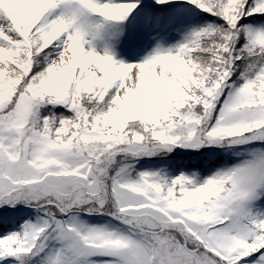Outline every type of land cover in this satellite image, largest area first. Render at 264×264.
Here are the masks:
<instances>
[{
  "label": "snow or ice",
  "instance_id": "6c2138e0",
  "mask_svg": "<svg viewBox=\"0 0 264 264\" xmlns=\"http://www.w3.org/2000/svg\"><path fill=\"white\" fill-rule=\"evenodd\" d=\"M187 3L218 22L126 64L89 45L140 4L0 0V207L35 212L0 264H264V0ZM225 144L255 150L202 183L136 168Z\"/></svg>",
  "mask_w": 264,
  "mask_h": 264
},
{
  "label": "rangeland",
  "instance_id": "374dc122",
  "mask_svg": "<svg viewBox=\"0 0 264 264\" xmlns=\"http://www.w3.org/2000/svg\"><path fill=\"white\" fill-rule=\"evenodd\" d=\"M101 2H106V0H101ZM114 2L136 3V1L134 0H114ZM178 11L179 12L175 14V24L177 22L178 23L172 30L165 28V16L156 17L155 15L148 16L147 14H142V16H140L137 11H134V13L128 18L129 20L127 19L124 22L115 25L107 32H102L97 38L91 40L89 47L95 48V50L99 54L107 53L109 55H112L117 62L126 64H139L145 62L158 51H175L180 44L186 42L192 31L212 23L209 21H196L195 13L192 10L188 9V7L182 6L178 9ZM137 16H140L141 19L135 18ZM146 17H151L152 19V23L148 27H144L141 23V21ZM96 19L100 20V18ZM248 26L252 27L255 30L264 29V26L256 21L254 25ZM55 51H59V49H55ZM55 58V55L49 56L50 60H53ZM206 147L208 149H212L211 151H208L206 155L212 156L213 154H218L214 153V148L221 146L213 145L210 147ZM206 147H202L203 150H205ZM232 147L234 149V156L232 158L233 160L231 159L232 154L228 151H225V161L220 166L214 167L207 173L193 168H180L179 170L171 169L168 167L171 162L145 163V161L143 160H140L138 163H136V168L139 171L159 172L162 175L169 176L171 178H175L181 174H184L185 176L193 178L196 182L202 183L204 180L214 175L217 171L231 168L243 162L248 158L249 151L255 150L252 149L251 146ZM202 148H200L199 150H185L181 148L176 149L182 152H194L200 151ZM155 157H158V155ZM168 173H171V175ZM17 206L18 205H16L14 209H18ZM21 208L25 211L28 210L26 213H29L30 208H26L25 206H21ZM258 209L260 211H257ZM255 210L257 212L264 211V198H261L256 202ZM25 215H27L25 217L28 218L30 214ZM86 219L88 223L96 225H103L109 222V218L107 217H87ZM5 264H9V262H6Z\"/></svg>",
  "mask_w": 264,
  "mask_h": 264
},
{
  "label": "trees",
  "instance_id": "16d2710c",
  "mask_svg": "<svg viewBox=\"0 0 264 264\" xmlns=\"http://www.w3.org/2000/svg\"><path fill=\"white\" fill-rule=\"evenodd\" d=\"M136 3L141 5V10L137 11L140 16L142 14L155 15L156 17L165 16V28H169L172 30L175 25V14L178 13V9L182 6L188 7V9L192 10L195 13L196 21H209L212 23L218 22L216 18L210 17L208 14L203 13L201 10L196 8L193 5L187 3V0H173L172 4L169 6H157L154 3V0H134ZM254 2V0H253ZM130 3V2H129ZM140 16L135 18L141 19ZM131 19V18H130ZM129 20V19H128ZM256 22H259L261 25L264 26V17H246L245 21L242 23L247 25H254ZM58 114L63 113L64 109L60 108L57 110ZM212 149H208L206 147L205 150L203 148L200 151L194 152H182L178 149H174L171 153L168 154H160L158 157H153L151 159H141L146 162H171L168 166L171 169L179 170L180 168H193L197 169L201 172L207 173L211 171L214 167L220 166L226 159L225 151L231 153V159L234 156V149L233 147L228 146L225 144L222 147L214 148V153L212 156L206 155L208 151ZM233 160V159H232ZM171 175V173H168ZM24 206L22 204H18V209H14L13 207H0V238L5 235L11 234L12 232L20 231L21 225L29 219L35 218V212L33 209L30 208L29 213H26L24 209L21 208ZM257 211H260L259 209ZM264 212V211H263ZM11 214V215H9ZM24 214V215H21ZM25 214H30L28 218H26ZM9 264H15L14 260L6 261ZM4 262V264L6 263ZM33 264H36L33 261Z\"/></svg>",
  "mask_w": 264,
  "mask_h": 264
}]
</instances>
